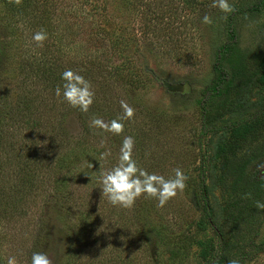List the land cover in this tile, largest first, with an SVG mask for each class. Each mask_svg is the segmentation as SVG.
Instances as JSON below:
<instances>
[{
    "label": "rangeland",
    "instance_id": "374dc122",
    "mask_svg": "<svg viewBox=\"0 0 264 264\" xmlns=\"http://www.w3.org/2000/svg\"><path fill=\"white\" fill-rule=\"evenodd\" d=\"M46 1L56 10L48 26L37 19L47 20L51 3L45 13L41 6L35 14L21 16L19 29L8 25L0 5V264H207L200 261L197 241L216 237L212 228L196 226L203 210L197 184L201 105L208 102V118L215 115L218 125L246 117L264 102V95L254 91L230 112L229 101L207 94L215 78L216 51L227 38L225 20L238 0H201L205 17L196 12V18L187 9L185 15L194 18L184 22L169 46L153 52L150 40L140 34L148 18H154L150 11L148 17L143 10L114 13V4L104 3L108 11L99 15L104 0ZM149 1L161 10V2ZM91 4L98 5L92 9ZM166 5L173 14L175 5ZM110 13L121 15L117 20L124 23L131 21L141 50L134 56L124 51L129 64L111 54L105 66H123L124 73L140 67L144 86L130 87L127 78L116 81L102 105L86 112L84 102L89 100L78 93L59 98V91H48L44 77L32 76L23 83L25 73L12 76L19 64L36 60L38 52L62 45H57L62 33L91 36L93 24L106 33L113 26ZM235 25V51H254L264 43V9L238 16ZM87 38L85 34L84 41L76 38L63 46L62 64L75 62L76 54L84 56L91 41ZM228 57L240 62L233 52ZM113 116L122 122L112 121ZM230 141V133L205 140L212 218L223 231L233 262L243 248L251 256L246 264H264V248L251 244H264V128L258 139L226 159L220 147ZM254 173L261 182L251 191L238 190L237 180ZM251 201L255 203L246 211L253 212L237 219L239 204ZM183 234L189 239L181 251L175 244L183 243Z\"/></svg>",
    "mask_w": 264,
    "mask_h": 264
},
{
    "label": "trees",
    "instance_id": "16d2710c",
    "mask_svg": "<svg viewBox=\"0 0 264 264\" xmlns=\"http://www.w3.org/2000/svg\"><path fill=\"white\" fill-rule=\"evenodd\" d=\"M147 1L148 0H104L100 5L101 8L99 9V15L102 13L101 11H108L105 6H103L104 3V5L107 6H112L113 3L114 6L110 12L114 10V13H119L122 10L128 15L130 12L132 14V12L138 13L140 10H143L142 14L146 16L148 14L147 12L150 11L151 16H154V18H148V21L144 23V30L141 31L140 34H143L144 39L150 40L149 46L152 48H150L152 52L153 49H158L160 51L161 48L167 46V43L172 40L173 35L181 33L179 29L181 30L184 22L187 21L188 18L191 19L197 16L195 15L196 12H202V14L199 13V16H203L204 14L205 17L204 8L199 7V5L203 4L201 0H155L157 3L161 2V10L154 7L155 5L151 1ZM178 3L182 5V8L178 7ZM49 4L50 6L46 14L44 11H46V7ZM166 4H170L171 6L175 5L174 11L177 14H175V12H172L173 14L169 13L166 10ZM0 5L8 15V20L10 22L8 25L15 27L16 29H19L17 26H20L21 23L24 24L21 16L25 17L27 16V13L33 15L35 14L33 11L41 6L42 12L45 13V18L47 19H44L42 23L40 22L41 17L37 19L41 26H48L47 24H49V21L51 22V17L56 14V10L54 11L51 9L53 2H48L46 0H0ZM97 5L98 4H91L92 9H95ZM190 8L191 10L187 11V9ZM262 9H264V0H238L232 6V10L229 11L225 20L227 26V38L216 51L213 63L215 78L212 80L207 90V94L211 98L222 96L221 100L225 102L229 101L231 105L230 112L240 108V105L249 101V95L253 94L254 91L261 92V94L264 95V43L255 46L254 51H244V53L240 49L235 51L238 39L235 30L236 18L250 12H259ZM182 10L184 11V14ZM186 11L193 14L194 17L185 15V13H187ZM50 13H52V15H50ZM91 16L92 18L94 17L93 14ZM110 16H112L111 24L113 26H110V29L107 30L106 33L105 28H95L94 24L91 27V36L88 33H85L86 38L88 37L87 39L91 41L88 47L85 48V54L83 48L81 50V53L84 54V56L82 55L83 58L80 57L79 54H76L75 62H73L74 60H71L70 64H62L60 58L65 50V47L63 46L69 44L72 45L76 38L83 39V36L85 35L75 34L74 36L73 34V36L69 37V32L67 31L65 32L67 34L62 33L57 37V45L60 43H62V45L56 46L53 49L54 51L45 49L44 52H38V60L36 59L28 62L29 64H19V67L17 65V71L12 76L18 78L19 75L25 73V75L21 77V79L25 80L22 81L23 83H26L29 77L31 78L32 76L44 77L46 81L44 84H46L48 91L51 92L52 89L59 91V98L70 99L73 98L72 96L74 93H78L80 96H84L85 99L89 100V102H84V106L89 107V111L86 112H91V108H99V106L102 105L103 101H105L106 98L110 96L109 94L114 90L113 85L118 84L116 81L120 82L121 79L125 80L127 78L125 83L130 87L144 86V83L140 81L142 75L141 71L143 72L140 67H134V69L127 70V72L124 73L125 68L123 66H110V69L105 66L106 63L104 60L107 56H111V54H118L126 60V64H129V56L124 55V51L130 50V55L134 56L141 50L140 39L137 38L138 34L136 29L134 31L133 26L131 27V21H126L124 23L121 19L117 20V18H122L121 15L120 17L119 15L113 16L110 13ZM148 16L149 15L146 17ZM103 17L105 19L106 12H104ZM32 19L35 21L34 18ZM149 34L152 37H149ZM84 40L85 39H83V41ZM94 44H98L99 46H94ZM232 52L236 54L238 59H240V62L228 60V56H230V53ZM141 58L143 61L141 62L142 64H148L143 57ZM225 64L230 65L226 67ZM27 65H29L28 68L30 70H28ZM128 72H131V76L127 75ZM97 88L101 91L98 92ZM239 102L240 105L238 104ZM207 106L208 102L201 105V127L198 134L201 158L198 166L199 180L197 184L203 210L201 217L197 220L196 226L202 230L205 229V227L212 228L216 241H214L213 238H211L213 242L211 240L210 242L197 241V245L200 246V261L207 264H246V260L250 259L251 256L247 257V253L243 248L236 253L234 259L236 263L228 256L230 250H228V244L224 240L223 231L212 218V209L209 204L207 186L205 184L208 150V145L205 144V140L206 137L209 138L210 135L230 133L231 141L221 144L220 148L224 155L227 156L228 153L234 155V150L242 148L244 143L258 139L260 131L264 128V102L261 105L262 108L260 107L256 112L239 120L218 125L214 122L216 119L215 115L211 116L212 119L208 118ZM221 115L222 114L220 113L218 116ZM112 121L122 122L115 116L112 117ZM226 159H229V157L227 156ZM237 163L240 167L245 168L244 163ZM240 173L243 174L242 170H240ZM261 180L262 177L258 176L256 173L252 174L247 180H237V183L239 184L238 190L251 191L256 184L261 182ZM253 193L254 192L252 191L251 195H253ZM254 203L255 202L251 201V204L245 203L243 206L242 204H239L235 217L237 219H241L245 216L248 217L249 214L253 212V209L250 210V213H247L246 210H248L249 207L252 208ZM163 237L167 236L163 235ZM187 238L189 239L188 236L183 234L181 238L183 243L175 244L178 249H181V251L186 249ZM173 244L170 250L171 254L176 256V246ZM251 244L254 247L264 248L263 243L252 241Z\"/></svg>",
    "mask_w": 264,
    "mask_h": 264
},
{
    "label": "water",
    "instance_id": "95a60500",
    "mask_svg": "<svg viewBox=\"0 0 264 264\" xmlns=\"http://www.w3.org/2000/svg\"><path fill=\"white\" fill-rule=\"evenodd\" d=\"M166 86H167V88L169 89V90H175V87L173 86V85H171V84H169V83H164ZM262 170H264V162H263V164H262ZM261 173H262V171L260 172V174L259 175H261Z\"/></svg>",
    "mask_w": 264,
    "mask_h": 264
}]
</instances>
